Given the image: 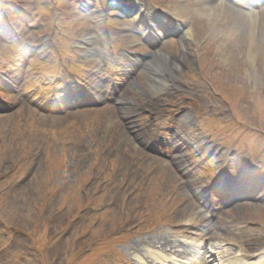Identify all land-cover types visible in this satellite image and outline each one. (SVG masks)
<instances>
[{
    "label": "rangeland",
    "instance_id": "374dc122",
    "mask_svg": "<svg viewBox=\"0 0 264 264\" xmlns=\"http://www.w3.org/2000/svg\"><path fill=\"white\" fill-rule=\"evenodd\" d=\"M48 1V4H45L42 0H0V8L3 7L1 4H8L12 9L14 8V14L9 17L19 33L10 40L12 42L6 40L5 43L0 37V50L8 54V57L17 55L23 48L27 53L29 46L25 45L45 44L44 41L42 42L43 37L48 35L49 29L52 28L49 25L51 18L48 14L52 0ZM157 1L164 4L166 11L169 8L173 12L188 13L198 20L196 26H191L194 40L187 46V54L184 56L186 59L190 58L192 64L189 63L184 68H187L189 72L187 74L189 75L188 81L194 79L199 83L204 80L207 85L203 94L202 92H200V96L194 94L195 104L191 103V107H205L212 112L210 115L213 114V119L217 115L220 119H225L230 116L229 110L226 109V106L230 105L233 110L231 118L235 117L240 121L253 120L254 122L250 121L251 123L246 121V124L255 130L264 131V23L260 25L259 22L256 23V29L250 35L246 28L240 26L242 22L240 23L233 13L223 6L204 8L205 0H201L203 4L200 0H188V2L181 0L180 3H178L179 1L176 3L174 0ZM198 1L199 3H197ZM56 2L57 8L63 7L66 12L75 6L73 0H56ZM96 3L97 6L103 7L106 0H97ZM207 3H212V1ZM113 4L114 1H109L107 7L114 8ZM20 8L23 9L22 12L27 15L28 19L21 16L22 12L18 13ZM82 16L80 11H76L70 21H64V25L61 27L68 38L65 41L62 38L63 41L55 40L54 42L51 40V43L53 42L54 45L62 43V47L68 49L69 44H77L82 39V35L88 34L93 38L94 32H99L98 26H92L88 19ZM120 22L122 23V21ZM127 22L125 21V23ZM237 29L246 30L247 36L244 38L239 35L238 37ZM118 39H120V44L139 46L136 39L128 32H123L118 36ZM49 43L48 41L46 44ZM54 45L53 47L47 46L46 49H39L40 54H32V57L40 58L43 54V59L50 57L49 51L50 48L54 51ZM93 45L96 43L93 42ZM179 46L177 37H174L159 46L158 49L164 54L178 57ZM149 51H155V49H149ZM77 53L80 54L79 51ZM81 60L79 64L69 62L68 67L74 66L68 71L74 72L80 82L79 84L73 81L74 86L71 87L69 95L77 93L76 84L86 85L91 79L92 71L97 70L98 64L100 66V63L84 56ZM35 63V61H31L29 64H19V59L15 56L11 60V65H6L7 74L11 77L10 85L7 86L8 93L1 94L3 98L0 101V112L10 109L11 105L15 107L21 102L28 107L18 106L11 112L0 113V174L3 178L0 180V221L7 223L6 227L11 225L13 230L18 229V231L27 234L14 235L16 237L12 240V247H9L6 230L0 225V248L5 247L6 249L5 255L2 257L3 263L66 264L72 259L76 261L75 253L78 249H82L83 252H86L75 263L88 264L90 258L93 259L92 255L95 252L98 253V250H102L104 244H109L117 254L113 257L108 249V258H121L122 255L127 261L129 258L127 251L120 244L124 240L128 242L135 240L126 234L127 229L131 231L138 226L137 224L136 227L134 226L135 221L130 216L131 214L137 215L139 212L138 216L143 214L140 211L143 203L140 196L149 195L152 192V185L148 180L147 188L143 189L145 178H142L141 183L143 184L138 187V192L128 194L129 191L126 190L136 186L139 172L143 171L145 175L147 174L144 169L148 164H156L157 169L153 173L159 171L160 167L157 163H160L166 168L164 170L165 177L167 175L171 178L175 176L169 161L156 160L146 155L141 160H137L138 157H141V153L127 141L128 137L122 128V115L113 103V96L132 93L144 95L143 87L148 77L143 73L138 76L131 74L123 82L122 76L123 79L120 78L117 82L120 84H115L111 94L106 95L104 100L84 104L85 106L82 108L79 106L70 109L65 108L64 103L61 104V96H58L61 106L52 104L51 96L53 91H58L56 88L53 91L47 89L46 93L36 92L33 89L35 83L32 84L29 81L30 74L34 75L33 71L42 69L46 71L45 73L48 72L47 70L54 71L44 62L42 64ZM62 68L64 69L63 66ZM104 69L100 73L96 72L97 78L93 76L92 81L97 80L103 84L99 78L104 74ZM15 76L17 78H14ZM44 78L45 76L41 75L37 79ZM68 78L70 81L71 76L69 75ZM25 91L27 92L22 93ZM115 91L117 94H113ZM216 92L219 95L216 96ZM218 103L221 105V111L216 106ZM47 105L56 112H47L45 109ZM142 114L140 120L143 119ZM215 130L220 134L224 133L218 126ZM14 132L17 135H14ZM254 138L246 134V139L252 145L258 142ZM231 141L236 144L239 139L237 137ZM91 144L92 148H90ZM47 145L52 147L50 151H47ZM132 152L136 161L130 159ZM33 161H35L34 164ZM32 165L34 166L30 171ZM131 166L134 173L126 176V173L130 172ZM102 175L107 178L105 182L103 181L104 177L102 180ZM113 178H117L115 180L121 185L120 187L115 186V183H109V185L107 183L105 184L107 191L104 190V186L98 188L99 183L103 185ZM96 180H98L97 183H95ZM153 180L155 182V179ZM174 180L172 183L166 180L164 186L183 192L182 184L178 182L173 185ZM61 182H67V188L70 187V184H75L77 199L72 203L66 204L67 201L63 199L62 194L56 193L57 190H47L50 185L56 184L57 186ZM15 185H18V188L12 197L10 191ZM127 185H132V187ZM179 192L173 196L178 198ZM127 195L130 196L128 199ZM43 198L47 199L45 206L41 202ZM239 200L236 201L238 202L236 205L224 207L220 205L216 211L218 216L237 218L239 215L250 214L256 217L261 213L260 215L264 219V197L260 199L241 198ZM109 202L114 206L111 208L104 206ZM169 206L171 210H179L180 214L192 211L189 217H192L196 211L199 212V215L204 213V210L200 207L198 210V206L190 202L182 201L179 205L178 201L170 203ZM90 207L100 210L99 212L92 211L93 209ZM90 210L93 214L80 219V216H86L85 214ZM147 210L150 211L151 208ZM128 214L130 215L128 216ZM155 216L160 220L159 214ZM96 217H98L97 221L92 223ZM179 217L182 216L175 214L173 216L176 220ZM200 217H198L199 219L196 221L198 224L195 226L200 225ZM142 219H138L140 224H143ZM262 221L261 225L256 224L255 226L257 228L256 237L259 238L263 237L261 230L264 232V220ZM148 223L139 228L147 227ZM140 234L136 237L137 239L156 235V232ZM44 236L51 239L50 242L46 238L44 239ZM90 239L93 240L90 241ZM31 243L36 249L32 247ZM51 245L52 248H50ZM30 246L33 249L29 248ZM26 247L27 249H25ZM44 247H49L50 250ZM20 255H24L25 259L19 258ZM101 263L99 262V264Z\"/></svg>",
    "mask_w": 264,
    "mask_h": 264
},
{
    "label": "bare ground",
    "instance_id": "6f19581e",
    "mask_svg": "<svg viewBox=\"0 0 264 264\" xmlns=\"http://www.w3.org/2000/svg\"><path fill=\"white\" fill-rule=\"evenodd\" d=\"M225 7H227L229 10H232L233 11V14L236 15V19L241 23L242 22V26L244 28H246V23H245V14H243L242 12H240V10L238 9H235L234 7H229L227 5L224 4ZM164 24V23H163ZM178 26L180 27V29H182V24L181 22H177ZM240 36H246V30L243 31V29H239L238 32H237V36L239 37ZM191 37V32H189V29L188 27H184L181 31H180V34H179V40L181 43L183 42H186L187 40H189V38ZM243 38V39H244ZM92 42L93 40L91 38H89L88 36L87 37H84L83 38V45H82V50L81 52L88 57H94L96 56V59H92L93 61H97L98 57H99V54L98 52L95 51V49L93 48L92 46ZM167 59V56L165 55H162V54H159V55H156V62L155 64L153 65V68L151 67V65L146 68L145 70V73L148 75V73L150 74L151 76V79H149L148 81V88L151 89L152 92H150L149 96L148 97H153L154 95H157L159 94L164 87H167L171 84L175 85V82L174 81H171L170 84H165V83H162L160 82L161 80H158V76H160V73H161V63L163 61L164 65L167 64V62L171 63L170 60H166ZM158 65V66H157ZM162 65V66H164ZM181 63L179 60H175L171 66L169 67L168 70H170L171 72H173L172 70L180 67ZM164 73V72H163ZM161 73V74H163ZM90 91L93 95V99H100L102 96H104V94H101L100 92V89H98V86L96 84V81H92L91 84H90ZM80 92H82V90L80 89ZM85 95H86V92H85ZM88 95V94H87ZM137 99H140V103L136 104V100ZM151 99H148V102L150 101ZM143 101H146L145 99V96H124L122 97L121 99H117L115 101L116 103V106H117V110H120L124 113V115L127 117L128 115V110L130 111V109H133V110H136L135 107L137 105H141V103ZM145 105V102L143 103ZM134 105V106H133ZM185 123L187 120H183ZM177 135L180 136L177 132ZM182 140V141H181ZM180 141V142H179ZM187 140H184L183 137H179L176 141H175V145H177V142L180 144L181 142V145L186 142ZM179 163L181 164L182 163V159H179L178 160ZM256 187V186H254ZM204 215H202L203 217ZM204 220H205V223L202 225L203 228H205V232L206 233H209V234H212L215 232V230L217 229L218 226H220V224L214 220V219H210V218H206L204 216ZM195 220V219H194ZM191 222H193L192 220H190ZM156 244H159L160 246L162 247H166L165 243H170L172 246H173V249L180 253V254H186V249H188L189 247L186 246V249L184 248V246H182L180 244V242H177L176 240H171V239H168L166 237H162V238H156V241H155ZM131 249V248H129ZM149 249V248H148ZM132 250V249H131ZM143 250L146 251L145 247L143 248ZM150 251H152L151 249H149ZM148 251L149 254H151V252ZM228 252V249L227 250H221L219 253H220V257H224L225 254H227ZM133 255L138 259L140 260V257H139V252L138 251H135L133 250ZM241 256L242 258L239 259L237 257H234L232 259L229 260V262L231 264H264V259L262 260H256L255 262H248L247 259L249 258H252L254 256L253 252H251L250 250H244V251H241ZM211 255H208L206 258L203 257L202 260L203 262H206V261H209ZM209 258V259H208ZM143 262V261H142Z\"/></svg>",
    "mask_w": 264,
    "mask_h": 264
}]
</instances>
